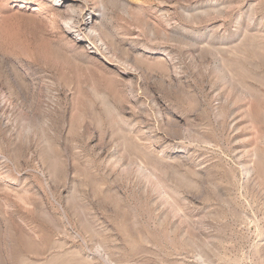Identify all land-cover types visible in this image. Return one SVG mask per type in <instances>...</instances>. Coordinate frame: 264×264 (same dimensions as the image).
<instances>
[{
  "label": "rangeland",
  "instance_id": "obj_1",
  "mask_svg": "<svg viewBox=\"0 0 264 264\" xmlns=\"http://www.w3.org/2000/svg\"><path fill=\"white\" fill-rule=\"evenodd\" d=\"M0 264H264V0H0Z\"/></svg>",
  "mask_w": 264,
  "mask_h": 264
},
{
  "label": "bare ground",
  "instance_id": "obj_2",
  "mask_svg": "<svg viewBox=\"0 0 264 264\" xmlns=\"http://www.w3.org/2000/svg\"><path fill=\"white\" fill-rule=\"evenodd\" d=\"M56 1H58V0H56ZM61 1L67 2L70 0H61ZM75 1L77 3L87 2V0H73V2H75ZM93 14H96V12H94ZM92 22H93V18H92V21H90L87 18L82 19V21H80L78 12L75 10L73 12L72 16L70 17V19L65 21V25L67 27V30H69V32H71L74 35V37H76L77 39L81 38L82 34H89L92 36H98L99 37V32L96 29H94L91 25Z\"/></svg>",
  "mask_w": 264,
  "mask_h": 264
}]
</instances>
